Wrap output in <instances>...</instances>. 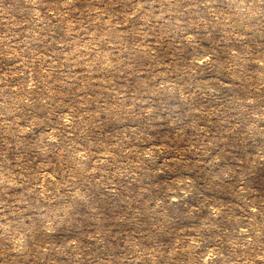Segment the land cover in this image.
<instances>
[{
    "label": "rangeland",
    "instance_id": "374dc122",
    "mask_svg": "<svg viewBox=\"0 0 264 264\" xmlns=\"http://www.w3.org/2000/svg\"><path fill=\"white\" fill-rule=\"evenodd\" d=\"M0 264H264V0H0Z\"/></svg>",
    "mask_w": 264,
    "mask_h": 264
}]
</instances>
